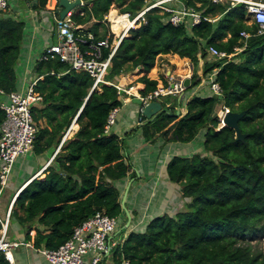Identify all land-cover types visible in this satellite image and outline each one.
Segmentation results:
<instances>
[{
  "label": "trees",
  "instance_id": "16d2710c",
  "mask_svg": "<svg viewBox=\"0 0 264 264\" xmlns=\"http://www.w3.org/2000/svg\"><path fill=\"white\" fill-rule=\"evenodd\" d=\"M25 1L33 4L34 10L52 9L50 0ZM83 1L85 5L71 18L78 25H89L98 38L107 34V30H99L106 26L104 17L113 5L132 16L147 6L146 0ZM156 1L148 0L150 4ZM186 6L218 20L202 21L191 28L185 23L174 26L167 22L169 14L152 9L146 14V23L132 30L119 46L106 79L119 83L120 76L138 71L129 85L135 81L143 84L140 93L145 97L159 85H168L163 76L152 74L157 71V59L178 62L181 72L189 62L194 67L203 62V78L195 71L193 83L185 91L191 99H178L168 110L164 105L150 120L140 114L143 125L137 128L146 141L160 136L167 142L191 143L201 136L202 153L176 156L167 166L168 180L178 186L183 207L150 220L143 231H132L126 238L124 221L112 258L130 264H264V253L252 244L264 237V35L257 34V24H249L244 4L186 0ZM57 11H61L58 5ZM25 28L23 19L0 18V91L4 95L20 89L18 65ZM242 32L250 37L242 38ZM209 46L235 56L213 62L208 58ZM244 46L236 54V49ZM35 72L43 77L35 87L43 102L32 107L39 129L33 154L45 157L43 166L49 157L53 160L44 179L28 176L11 199L7 240L20 242L17 230L21 229L22 243L57 250L72 238L76 227L97 213L118 219L125 215L117 183L137 174L127 158L125 139L112 130L115 125L105 133L110 114L124 108L127 96L118 95L111 86L92 91L90 75L70 70L59 58L37 63ZM207 76L221 88L218 100L211 88L210 94L189 95ZM5 99L0 94V103ZM216 104H221L225 113L246 112L239 122L245 142L237 140L235 131L226 127L221 117L220 122L213 116ZM176 108H181L179 116ZM5 119L0 108V127ZM73 123L79 126L78 132L61 145ZM11 176L0 197L2 219V199ZM0 264H10L2 253Z\"/></svg>",
  "mask_w": 264,
  "mask_h": 264
},
{
  "label": "built area",
  "instance_id": "2783aa9c",
  "mask_svg": "<svg viewBox=\"0 0 264 264\" xmlns=\"http://www.w3.org/2000/svg\"><path fill=\"white\" fill-rule=\"evenodd\" d=\"M50 14L55 21V31L57 42L46 47L37 63L46 62L59 58L69 65L70 70L77 73H88L94 80L92 91H102L103 86H111L117 89L118 95L125 94L128 98L141 99L144 103L160 102L169 96L179 95L186 91L183 83L174 82L162 85L156 91L143 97L132 93L134 86L127 88L120 83L108 81L106 78L112 67V58L116 54L124 39L130 36L132 30H138L146 23V14L152 9L158 8L162 14H169L167 22L174 26L185 23L189 28L199 25L202 21L216 22L218 19L208 18L196 11L193 7L183 5L181 8L170 6L178 0H159L150 4L146 0L147 6L138 14L132 16L130 13H123L113 5L108 14L104 17L103 23L109 28V33L103 38H98L85 25L76 24L71 18V14L64 20L60 18L57 11L58 0ZM74 2L76 0H70ZM214 3H229L232 6L244 4L247 10V17L251 21L249 24H257L258 35H264V0H212ZM82 6L85 2L81 0ZM49 4H51L49 2ZM30 5V4H29ZM10 12L9 0H0V18L7 16ZM8 17V16H7ZM13 19H19L18 14ZM241 37L248 39L250 34L242 32ZM245 49H236V54ZM109 52L106 57L105 53ZM207 53L214 59L231 60L235 54L228 55L219 51L215 46H209ZM33 80L25 91L13 92L4 95L6 101L0 103V108L5 112L6 119L0 127V197L6 188L13 167L18 158L32 154L34 151L35 139L38 134V126L34 120L32 107L43 102V96L35 91L39 80ZM211 90L220 96L221 88L218 84L212 83ZM126 99H124L125 101ZM168 107H170L168 105ZM180 114L181 108H176ZM118 109L114 110L107 121L105 133L108 134L116 124ZM6 213L5 219L0 217L2 230L0 231V253L4 254L10 264H15L13 251L20 247L34 248L32 243L17 242L7 240V231L10 222L12 207ZM119 219L110 217L104 212H99L86 222L74 229L71 239L61 245L57 250L38 249L50 264H105L111 259L109 264H130L127 260L116 263L112 258L113 251L120 244L116 239ZM116 239V240H115Z\"/></svg>",
  "mask_w": 264,
  "mask_h": 264
},
{
  "label": "crops",
  "instance_id": "0c3cea01",
  "mask_svg": "<svg viewBox=\"0 0 264 264\" xmlns=\"http://www.w3.org/2000/svg\"><path fill=\"white\" fill-rule=\"evenodd\" d=\"M22 2L26 5L28 11H30L31 19H32V29L31 32H29V35L26 38L24 37V44L22 49L23 52L20 57V62L18 65V74L21 72L20 73L21 76L19 75V80L24 82L22 83V89H19V91L21 90L25 91L28 88V85L38 77L35 72L37 61L39 60L41 54L44 52L47 46L51 44H55L57 42L55 21L53 16L50 14V12L46 10H34L33 4L27 3L25 0H22ZM52 2L53 0H50V3ZM169 5L175 8H181L183 5L186 6V0H178L174 3H170ZM17 14L18 13H15V11L10 6V12L7 13V16L9 17L10 15L11 17H15ZM214 19H218V17ZM100 31L101 30H99V32ZM36 52H38V54H36ZM178 61L182 62V60H178ZM168 62L170 63L169 65L162 64L163 69H161V73L165 74L166 78L164 79H166L168 84L171 85L174 82L183 83L184 80L189 78L191 80L190 81V86H191V84L193 83L194 72L197 71L199 76L203 72V62H200L197 67H194V65L191 62L189 63L186 62L187 72H184L180 76H174L171 68L180 69L179 64H177L178 62L175 63L176 61L172 62V60ZM134 72L136 74L138 73V71H134ZM158 72L159 71L157 67V71L153 73V75H156ZM124 76L125 75H122L119 78V83L126 86V84L129 83H125L124 81L122 82V80H120L121 78L125 79L126 77ZM130 79L131 77H129L126 80L130 81ZM137 86L140 87V89H138L139 92L138 95H141L140 92L144 90V85L138 83L136 86H134V88H138ZM210 93H211L210 88H206L204 90V94H210ZM186 96L187 94L185 92L179 94V100L186 98L187 100L191 99V97L188 98ZM135 98L136 96L132 97V99L128 97L124 98L126 100L124 101L123 109H126L129 113L124 115L123 120L121 121L118 127H116L117 125L116 122L115 126L112 129L122 139L124 138L125 141L127 138V136H125L126 133L129 134L133 130L143 125L140 119V114L142 115L141 113L142 108L140 109V106L138 107L137 104L133 103V99ZM3 101H6V99ZM121 110H119L117 117L121 115ZM73 124L71 126L72 128L74 126ZM75 127H77V131L73 134V136L68 137L69 133L71 132V128H70V130L67 132L66 136L64 137L61 145L66 140L74 138V136L79 130L78 125H75ZM131 136L133 137L131 141L128 142L127 144L126 154H127V158L130 159V161L132 162V165L134 167L133 171L137 174V176L133 178L132 175H129L124 182H120V186H119V188L122 190L123 195H124V190H126V187L127 188L129 187L125 205L128 206L126 208L131 213L132 221L130 227L127 230V233L124 236L125 238L130 232L138 231L139 229H142L140 225L146 223L143 221L144 218H146V220L148 219L149 222L150 220L158 216H161L162 214L171 213L183 207L181 206L183 202L180 198L178 186L172 184L168 180L167 166L174 157L182 156L176 154L179 153V151H173V150L171 151L172 147L174 148L175 146L183 145L186 148L188 147L193 148L191 145L194 142V141L191 143L167 142L166 139L161 138L160 136L156 137V139L153 141H146L142 136V130L140 129ZM161 142L165 143L164 147H162V145H159ZM199 144L202 146V141H200ZM61 145L57 149L56 154L60 151ZM167 145H172V146L167 147ZM167 148L170 149L167 151ZM157 151H159L160 154H158ZM193 154L194 153L192 150V153L191 151H189V154H187L184 157H189L192 156ZM52 160H53V156L49 157V160L43 166L45 157L44 156L36 157L34 156L33 153L17 159L13 167V175L11 176L10 185H8V191L2 199L1 214H4L6 216L7 211L12 205L11 199L13 198L14 195H16L18 191L21 190L20 188L24 184H26L24 183L20 186V184L24 182L28 176L32 175L31 178H37L40 180L45 178L44 171L50 165ZM140 201L142 202V208L144 209L145 212H143L140 215V219H139L138 209L140 210V205H139ZM134 221L138 225L132 224ZM17 234H18L17 236L18 240L20 242L24 241L21 240L24 237V232L21 229L17 230ZM116 235H117L116 239L120 241L121 238L120 236H118L119 233H117ZM37 250L38 249L27 248V247H20L14 250L13 254H14L15 264H50L46 260V258Z\"/></svg>",
  "mask_w": 264,
  "mask_h": 264
},
{
  "label": "rangeland",
  "instance_id": "374dc122",
  "mask_svg": "<svg viewBox=\"0 0 264 264\" xmlns=\"http://www.w3.org/2000/svg\"><path fill=\"white\" fill-rule=\"evenodd\" d=\"M10 2V6H11V8L15 11V13H18V18L19 19H23L24 21H25V24H26V28H25V32H24V37L26 38L28 35H29V32H31V29H32V19H31V14H30V11H28V8L26 7V5L22 2V0H19V1H17V0H10L9 1ZM230 3V2H229ZM54 4H55V1L53 0V2L49 5L51 8L54 6ZM223 4H225V3H223ZM237 5V4H236ZM78 9V8H77ZM87 28H89L90 26L88 25V26H86ZM101 31V33H104L105 32V30H107V33H109V28L107 27V26H105V27H103V28H101L100 29ZM36 54H38V52H36ZM208 58L210 59V60H212L213 62H215L217 59H214V58H212L211 56H209V54H208ZM162 64H165V65H169L168 63H166V61H162V59H157V63H156V65H157V67H158V73L156 74V75H153L154 77H158V76H163L164 78H166V76H165V74H163V73H161V69H163V67H162ZM201 68V67H200ZM181 69L182 68H180V69H174V68H171V70H172V72H173V74H174V76H180L181 74H183L184 72H181ZM202 69V68H201ZM20 72V71H19ZM185 72H187V70L185 71ZM21 73V72H20ZM19 73V75L21 76V74ZM134 74H136L134 71L133 72H129L128 74H124L125 76L124 77H126L125 79L124 78H121L120 80H122V82L124 81L125 83H129L130 84V81L128 80H126V79H128L129 77H132V75H134ZM153 74V73H152ZM203 75H204V72H202L201 73V75L199 76V78L201 79V77L203 78ZM121 77V76H120ZM119 77V78H120ZM210 76H207V78L206 79H202V81H201V83L197 86V87H195V89L194 90H192V92L189 94V95H191V96H193V95H197V94H200V93H202V94H204V90L206 89V88H211V84L212 83H214V81H213V77L211 76L210 78H209ZM21 78V77H20ZM135 78H133V80H134ZM22 83H24L23 81H19V84H20V89H22ZM129 84H126V87L127 88H130L131 86H132V84H131V86L129 85ZM138 84V82L137 81H135L134 83H133V85L134 86H136ZM30 85V84H29ZM29 85H28V87H29ZM160 86H162V85H159V87ZM139 89H140V87L139 86H137ZM138 88H136V90H138ZM144 88H145V86H144ZM21 91H23V90H21ZM98 92H101L100 90H98ZM214 94V93H213ZM212 94V95H213ZM179 99V95H175V96H169V97H166V98H164L163 100H162V103H163V106L165 105V107L167 108V110H168V108H171L173 105H176V103H175V101L176 100H178ZM168 105L170 106V107H168ZM166 110V109H165ZM169 110H171V109H169ZM222 110H223V107H222V105L221 104H219V105H217L216 106V116L218 117V119L220 120V122H221V119H220V114H221V112H222ZM227 111V110H226ZM225 111V112H226ZM127 113H129L126 109H123V110H121V115L120 116H118L116 119V122H117V125H116V127H118L119 126V124L121 123V121L123 120V117H124V115H126ZM221 124V123H220ZM135 130H137V129H135ZM77 131V127L75 128V132ZM138 131V130H137ZM70 137V136H69ZM132 137L133 136H127V138H126V141H125V145H126V148H127V144H128V142H130L131 141V139H132ZM69 140V139H68ZM200 141H202V146H203V140H201V137H198L196 140H194V142H193V144L191 145L193 148H191V147H188V148H186V147H184L183 145H179V146H175L174 148L172 147V149H171V151L173 150V151H179V153H176V154H179V155H182V156H186L187 154H189V151H191V153H192V150H193V153L194 154H198V153H202V151H200V150H202V146L199 144V142ZM164 142H161L159 145H162V147H164ZM170 146H172V145H167V147H170ZM170 148H167V151L169 150ZM158 152V154H160V152L159 151H157ZM193 154V155H194ZM166 155V154H165ZM164 155V156H165ZM145 177V176H144ZM117 185H118V187L120 186V182L119 183H117ZM126 191H127V187H126V190H124V194L126 193ZM148 195V194H147ZM149 196H150V194H149ZM140 210L138 209V213H139V219H140V215L143 213V212H145L144 211V209L142 208V202L140 201ZM182 206V205H181ZM128 207V206H127ZM136 214H137V212H136ZM126 218H127V216L126 215H123L121 218H119V222H118V230L116 231V234L117 233H119V235L118 236H120V231H121V229H122V227H123V223H124V221L126 220ZM139 219H137V220H139ZM136 220V221H137ZM143 221L144 222H146L145 224H143V225H140V227H142V230L141 231H143L144 229H145V227H146V225H147V222H148V219L146 220V218H144L143 219ZM132 224H137L135 221L132 223ZM138 225V224H137ZM128 230V229H127ZM254 246H255V249L256 250H258V251H261V252H263L264 253V237H260L258 240H256L255 242H253L252 243ZM108 262H106L105 264H109V263H111V259H109V260H107Z\"/></svg>",
  "mask_w": 264,
  "mask_h": 264
},
{
  "label": "water",
  "instance_id": "95a60500",
  "mask_svg": "<svg viewBox=\"0 0 264 264\" xmlns=\"http://www.w3.org/2000/svg\"><path fill=\"white\" fill-rule=\"evenodd\" d=\"M82 6L81 0H76L74 2H71L70 0H58V7L61 9L60 11V18L64 20L68 15L72 14L77 8ZM140 70V68H138ZM190 79L187 78L183 82V86L188 89L190 87ZM174 87V84L172 85ZM216 100L219 99V96H215ZM133 103L137 104L138 106L142 107V116L145 117L146 119L150 120L156 115H158L160 112L163 111V105L160 102H152V103H144L141 99L135 98L133 99ZM216 106L214 107L213 110V116H216ZM177 115L179 116V112H177ZM246 115V112H241V113H234L229 111V113L225 117V123L226 127H229L233 129L236 133V138L240 142H245L246 140V135H244L239 127V122L244 118ZM129 187L127 188L126 193L123 195L122 198V208L127 216V223L125 225V229H128L131 225L132 217L131 213L127 210L126 208V199L128 195Z\"/></svg>",
  "mask_w": 264,
  "mask_h": 264
},
{
  "label": "bare ground",
  "instance_id": "6f19581e",
  "mask_svg": "<svg viewBox=\"0 0 264 264\" xmlns=\"http://www.w3.org/2000/svg\"><path fill=\"white\" fill-rule=\"evenodd\" d=\"M127 38H128V37H127ZM138 89H139V88H138ZM137 91H138V90H136V88H134L131 92L134 93V94H137ZM227 114H228V113H225L224 111H222L221 114H220V117L222 118V120H223V122H224L225 125H226V123H225L224 120H225V117H226ZM73 125H74V126H73V128L71 127V132L69 133L68 137H69V136H70V137L73 136V134L75 133V128H76L75 125H76V123H74Z\"/></svg>",
  "mask_w": 264,
  "mask_h": 264
}]
</instances>
